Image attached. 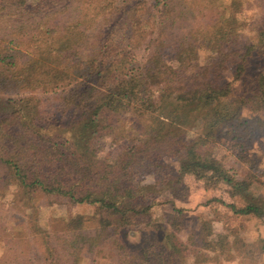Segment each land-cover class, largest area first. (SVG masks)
<instances>
[{"label":"trees","instance_id":"16d2710c","mask_svg":"<svg viewBox=\"0 0 264 264\" xmlns=\"http://www.w3.org/2000/svg\"><path fill=\"white\" fill-rule=\"evenodd\" d=\"M245 1L0 0V206L28 211L18 230L0 216V264H201L227 237L195 217L183 240L186 176L227 185L233 215L264 216L248 178L208 148L264 110V71L250 72L264 17L245 35ZM161 196L165 221L152 211ZM42 198L93 211L46 229ZM134 226L145 242L131 248Z\"/></svg>","mask_w":264,"mask_h":264},{"label":"rangeland","instance_id":"374dc122","mask_svg":"<svg viewBox=\"0 0 264 264\" xmlns=\"http://www.w3.org/2000/svg\"><path fill=\"white\" fill-rule=\"evenodd\" d=\"M222 3V1H220ZM264 17V0H246L241 18L244 23L245 35L253 36V28L261 22ZM206 52H200V60L203 61ZM250 72L264 71V54L254 56L251 60ZM240 92V84H236ZM245 117L253 118L249 126H240L230 137L221 139L218 143L208 146L217 157L223 159V163L230 174L236 178L247 177L250 183L249 194L254 195L256 201L264 204V110L251 113L246 111ZM139 124V119L129 116H121V125L125 130H130ZM130 126V127H129ZM245 127V128H244ZM192 134H189L191 136ZM111 139L107 137L103 142L100 154L103 155L112 149ZM164 172L169 175L174 171L176 163L172 159L165 160ZM144 174L138 177L143 182L149 183L153 180V168H146ZM141 171V170H140ZM141 171V172H142ZM185 180L189 189L188 199H175L174 204L185 210L184 231L181 236L188 240L190 229L195 226L194 218H204L209 223L212 232L222 231L226 234L227 241L222 248L208 249L205 251V261L201 264H264V216H235L229 208L222 205L219 200L226 203L239 205L235 199L227 194L228 186L224 183L210 185L203 189L201 181L186 176ZM171 199L161 196L156 199L152 206L153 217L159 221H165L171 211ZM38 219L42 227L51 229L55 225L57 217L66 216L69 213L90 214L93 208L86 204L69 205L66 203L49 202L47 199H39ZM210 202V203H209ZM209 203V204H208ZM0 216L6 218V226L22 229L17 223L28 219V211L23 209L0 206ZM19 219V220H17ZM134 233H128L125 241L131 248L139 247L145 242V235L138 231L140 227L134 226ZM15 230V231H16ZM263 251V252H262Z\"/></svg>","mask_w":264,"mask_h":264}]
</instances>
